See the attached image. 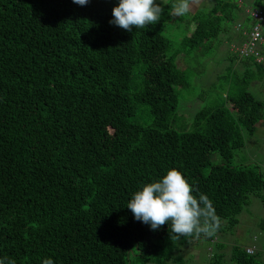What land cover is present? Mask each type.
<instances>
[{
    "label": "trees",
    "instance_id": "16d2710c",
    "mask_svg": "<svg viewBox=\"0 0 264 264\" xmlns=\"http://www.w3.org/2000/svg\"><path fill=\"white\" fill-rule=\"evenodd\" d=\"M117 4L0 0V258L182 264L184 245L206 240L226 247L215 241L232 232L251 196L264 209L258 167L229 163L245 145L243 131L253 134L264 124V101L247 88L263 62L240 56L242 77L225 96L191 111L188 125L176 92L191 86L176 63L183 50L167 54L171 41L163 33L171 4L159 23L132 32L109 23ZM255 8L264 9V0H216L185 19L186 30L194 27L180 45L207 50L234 18L240 37L254 25ZM212 152L222 162L212 163ZM170 168L213 202L223 222L214 236L172 241L168 224L152 230L126 207ZM255 240L252 253L251 243L233 241L207 256L213 264H264Z\"/></svg>",
    "mask_w": 264,
    "mask_h": 264
},
{
    "label": "rangeland",
    "instance_id": "374dc122",
    "mask_svg": "<svg viewBox=\"0 0 264 264\" xmlns=\"http://www.w3.org/2000/svg\"><path fill=\"white\" fill-rule=\"evenodd\" d=\"M215 1L198 0L193 11L184 17L169 15L166 28L163 30L165 36L171 41V48L167 54L174 50H183L176 57V63L178 68L186 73L191 86L188 89L178 88L176 92L179 94L178 115H181V120L188 125L191 122V111L193 113L196 108L208 104L212 99L225 96L229 87L233 86L236 78L242 77V72L245 70L243 61L232 48V44L235 42L234 31L239 30L237 23L241 25L237 18L227 22L226 31L221 32L207 50L200 47L186 52L180 45L184 32L188 30V34H190L194 27V24L191 23L189 29L186 30L185 19L195 11H207ZM157 2L159 3L160 0ZM172 2L173 0H167V3L171 4ZM234 54L235 56H233ZM257 58L264 64L263 56L258 55ZM259 70L262 74L253 76L247 88L257 99L264 101V66ZM256 126L253 134L243 131L245 145L234 152L229 163L231 165L243 164L251 168L257 166L264 177V125L257 123ZM210 161L219 163L222 162V158L217 152H212ZM208 171V166L201 170L203 174ZM237 216L238 223L232 232L220 233L215 241V243H226V247L217 250L214 244L211 245L206 240H201L198 244L184 245L179 252L184 258L182 264H213L207 256L211 247L214 246L217 252H225L233 241L243 246L252 244L254 236L256 237V246L264 252V230L259 227L260 220L264 216V209L259 199L251 196ZM225 264H229V261Z\"/></svg>",
    "mask_w": 264,
    "mask_h": 264
},
{
    "label": "clouds",
    "instance_id": "9594fccd",
    "mask_svg": "<svg viewBox=\"0 0 264 264\" xmlns=\"http://www.w3.org/2000/svg\"><path fill=\"white\" fill-rule=\"evenodd\" d=\"M86 6L89 0H72ZM198 0H173L170 15L184 17L190 14ZM167 0H118L112 9L110 24L132 32L160 22ZM264 33V32H263ZM264 35V34H263ZM245 38V36H244ZM262 62V60H261ZM193 186L177 168H170L161 178L145 183L134 192L127 208L134 218L149 224L152 230L169 225L172 241L182 237L214 236L222 227V220L216 214L213 202L204 193L194 194ZM0 264H16L14 259L0 258ZM42 264H54L45 258Z\"/></svg>",
    "mask_w": 264,
    "mask_h": 264
},
{
    "label": "built area",
    "instance_id": "2783aa9c",
    "mask_svg": "<svg viewBox=\"0 0 264 264\" xmlns=\"http://www.w3.org/2000/svg\"><path fill=\"white\" fill-rule=\"evenodd\" d=\"M249 14L255 19V23L249 32L244 33L245 38L236 50L238 51L239 57L254 54L255 59L261 61L258 60L257 56L260 55L258 54V48L264 44V9H251L249 10ZM253 249V247H248L247 252L252 253Z\"/></svg>",
    "mask_w": 264,
    "mask_h": 264
},
{
    "label": "crops",
    "instance_id": "0c3cea01",
    "mask_svg": "<svg viewBox=\"0 0 264 264\" xmlns=\"http://www.w3.org/2000/svg\"><path fill=\"white\" fill-rule=\"evenodd\" d=\"M251 27H252V25L250 26V28H249L248 31H250ZM263 30H264V28H263ZM238 31H239V30H235V31H234V40H235V42L232 44V48H234V49L238 48V47L241 45L242 40L244 39V35H242V36H240V37H237V36L235 35ZM262 47H264V46H260V47L258 48V54L261 53ZM260 55L263 56L262 54H260ZM261 125H262V124H261ZM263 125H264V124H263ZM260 127H262V126H260ZM248 246H249V245H248ZM251 247H254V245L251 244ZM257 251H259V253H260V257L262 258V260H264V252H263V250H259V249H257Z\"/></svg>",
    "mask_w": 264,
    "mask_h": 264
}]
</instances>
